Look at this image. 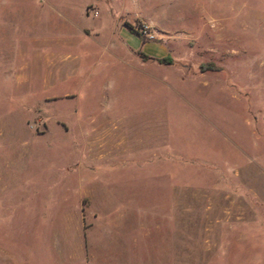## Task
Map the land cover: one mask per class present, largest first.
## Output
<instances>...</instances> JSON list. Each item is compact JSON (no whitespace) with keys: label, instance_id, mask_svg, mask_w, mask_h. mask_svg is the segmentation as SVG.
I'll use <instances>...</instances> for the list:
<instances>
[{"label":"rangeland","instance_id":"374dc122","mask_svg":"<svg viewBox=\"0 0 264 264\" xmlns=\"http://www.w3.org/2000/svg\"><path fill=\"white\" fill-rule=\"evenodd\" d=\"M0 264H264V0H0Z\"/></svg>","mask_w":264,"mask_h":264},{"label":"crops","instance_id":"0c3cea01","mask_svg":"<svg viewBox=\"0 0 264 264\" xmlns=\"http://www.w3.org/2000/svg\"><path fill=\"white\" fill-rule=\"evenodd\" d=\"M66 14V13H65ZM64 14V15H65ZM63 15V16H64ZM65 21L69 20V18L64 16ZM135 20V17H130L129 20L123 19L121 20L120 18L115 21V24L112 28V44L115 46L116 43H119L123 46H125L127 49L132 50V51H137L140 50L142 53L145 54H150L152 56H160L162 54V49L160 47H154L151 46L150 44H146L141 42V40L133 35L131 32L128 31V29L124 26V23L131 25V23ZM87 35V34H85ZM83 43V39L77 41V44ZM76 44V45H77ZM112 45V46H113ZM234 193V192H233Z\"/></svg>","mask_w":264,"mask_h":264},{"label":"built area","instance_id":"2783aa9c","mask_svg":"<svg viewBox=\"0 0 264 264\" xmlns=\"http://www.w3.org/2000/svg\"><path fill=\"white\" fill-rule=\"evenodd\" d=\"M96 12L93 13V16ZM132 32L145 41H153L156 36L151 25L147 22L139 21L130 25Z\"/></svg>","mask_w":264,"mask_h":264},{"label":"trees","instance_id":"16d2710c","mask_svg":"<svg viewBox=\"0 0 264 264\" xmlns=\"http://www.w3.org/2000/svg\"><path fill=\"white\" fill-rule=\"evenodd\" d=\"M124 26L128 29L129 32H131L133 35H135L132 30L130 25L124 23ZM141 57H143V59H146L147 57L145 55H143L142 53H138ZM157 63L162 64V63H167L170 62V58L169 57H164V58H160V59H156L155 60Z\"/></svg>","mask_w":264,"mask_h":264}]
</instances>
